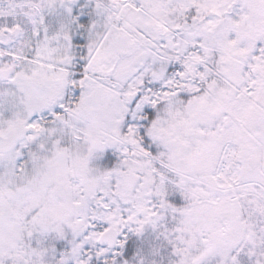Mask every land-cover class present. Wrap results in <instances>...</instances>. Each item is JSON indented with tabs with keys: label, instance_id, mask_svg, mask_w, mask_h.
<instances>
[{
	"label": "snow or ice",
	"instance_id": "obj_1",
	"mask_svg": "<svg viewBox=\"0 0 264 264\" xmlns=\"http://www.w3.org/2000/svg\"><path fill=\"white\" fill-rule=\"evenodd\" d=\"M0 264H264V0H0Z\"/></svg>",
	"mask_w": 264,
	"mask_h": 264
}]
</instances>
